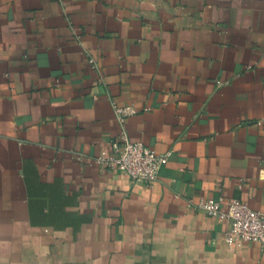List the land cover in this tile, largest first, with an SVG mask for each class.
Listing matches in <instances>:
<instances>
[{
	"label": "crops",
	"instance_id": "0c3cea01",
	"mask_svg": "<svg viewBox=\"0 0 264 264\" xmlns=\"http://www.w3.org/2000/svg\"><path fill=\"white\" fill-rule=\"evenodd\" d=\"M125 119L154 186L96 157ZM264 0H0V264H264L189 199L264 210Z\"/></svg>",
	"mask_w": 264,
	"mask_h": 264
},
{
	"label": "built area",
	"instance_id": "2783aa9c",
	"mask_svg": "<svg viewBox=\"0 0 264 264\" xmlns=\"http://www.w3.org/2000/svg\"><path fill=\"white\" fill-rule=\"evenodd\" d=\"M117 118L122 130L117 139L110 144V150L96 157V162L109 170L126 174L132 182L154 186L161 168L168 162L169 153H157L141 141H132L125 129L127 116L135 114L134 107L115 105ZM264 126V117L255 120ZM264 160V159H263ZM222 197H208L199 200L189 199L188 205L205 212L210 217L227 220L229 227L225 232L226 241L233 246L245 242H256L264 248V210L251 208L247 202L234 198L226 205Z\"/></svg>",
	"mask_w": 264,
	"mask_h": 264
}]
</instances>
